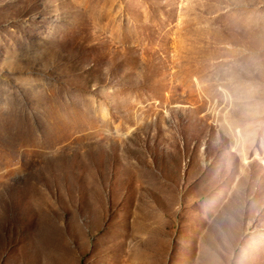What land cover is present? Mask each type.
Returning <instances> with one entry per match:
<instances>
[{"label": "rangeland", "instance_id": "obj_1", "mask_svg": "<svg viewBox=\"0 0 264 264\" xmlns=\"http://www.w3.org/2000/svg\"><path fill=\"white\" fill-rule=\"evenodd\" d=\"M0 264H264V0H0Z\"/></svg>", "mask_w": 264, "mask_h": 264}]
</instances>
